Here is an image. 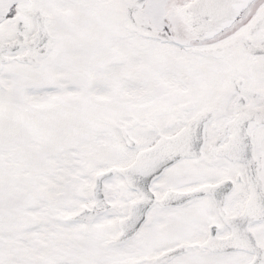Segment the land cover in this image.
I'll list each match as a JSON object with an SVG mask.
<instances>
[{
	"label": "snow or ice",
	"instance_id": "obj_1",
	"mask_svg": "<svg viewBox=\"0 0 264 264\" xmlns=\"http://www.w3.org/2000/svg\"><path fill=\"white\" fill-rule=\"evenodd\" d=\"M0 264H264V0H0Z\"/></svg>",
	"mask_w": 264,
	"mask_h": 264
}]
</instances>
